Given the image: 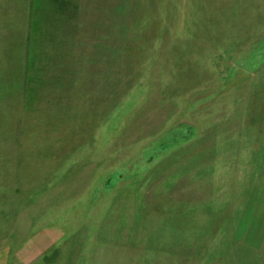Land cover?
<instances>
[{
	"label": "rangeland",
	"instance_id": "obj_1",
	"mask_svg": "<svg viewBox=\"0 0 264 264\" xmlns=\"http://www.w3.org/2000/svg\"><path fill=\"white\" fill-rule=\"evenodd\" d=\"M0 264H264V0H0Z\"/></svg>",
	"mask_w": 264,
	"mask_h": 264
},
{
	"label": "trees",
	"instance_id": "obj_2",
	"mask_svg": "<svg viewBox=\"0 0 264 264\" xmlns=\"http://www.w3.org/2000/svg\"><path fill=\"white\" fill-rule=\"evenodd\" d=\"M53 2L56 3V0H53ZM124 24H125V23H124ZM127 25H128V24H127ZM32 65H33V63H31V66H32ZM31 79H32V76H31V78H28V77H27V81H28V82H31Z\"/></svg>",
	"mask_w": 264,
	"mask_h": 264
}]
</instances>
